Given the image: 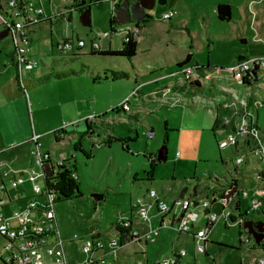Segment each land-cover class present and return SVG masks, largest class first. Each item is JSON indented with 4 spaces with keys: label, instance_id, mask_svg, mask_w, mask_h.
Returning <instances> with one entry per match:
<instances>
[{
    "label": "rangeland",
    "instance_id": "374dc122",
    "mask_svg": "<svg viewBox=\"0 0 264 264\" xmlns=\"http://www.w3.org/2000/svg\"><path fill=\"white\" fill-rule=\"evenodd\" d=\"M158 1L156 0L155 7L147 12L149 18H146V20L148 19L146 23L141 24L142 32L140 29L138 32L135 31L137 28L135 22L117 27L116 33L111 31L110 21L115 11V0H104L92 5L90 27L84 26L79 12L73 13L72 22H69L68 18L65 19L60 16L54 21L53 26L49 23H42L32 33L30 48L31 56L38 62V65L34 70L26 72L22 80L26 83L38 82L39 79H42L40 82L49 79L54 81L68 80L71 78L72 69L75 72L83 71L86 74L85 78H88V74L91 81L94 76L111 78L113 72L129 74L130 78L128 76L127 79L115 81L110 79L97 84L99 89L89 94L90 97L97 95L105 107L111 104L116 105L123 97L127 98L120 106L111 108L110 111L103 114L105 117L110 118L111 116L112 118V114L118 110H122L124 113H133L129 103L133 105L136 98L146 95L155 86H161L163 84L161 77L155 81L157 84L149 83L143 86L141 84L148 79L153 80L159 74H167L168 67L177 61V55L180 56L183 51L188 50L186 46L191 47L195 62L200 57L199 64L203 67H207L210 60L228 62L235 54V49L240 48L243 49L241 50L242 57L232 65L213 66L211 64L208 67V73L203 71V67L192 68L196 71L194 72L190 66L170 72L168 78L172 81L175 80V82L161 86L149 93L147 97L149 96L150 99L153 98L162 104L166 103L176 107L194 95L195 90L192 85L195 81L204 86L210 84L212 87V84L214 88L216 86L219 92L216 98L218 107L223 112L228 111L227 115H234L237 111L243 112L244 101L248 102V111L253 113L252 105L255 101L258 102V107L263 105L262 108L256 110L254 115L256 118V114H258V125L264 130V76H260L255 85L247 88L245 85H238V82L228 71L229 68L246 59L244 56L264 57V5L256 6L254 8L256 15H254L249 9V4L255 0H166L164 5H160ZM43 2L45 10L50 16L52 14L50 4L56 13L59 11L63 13L65 7L75 3V0H50V4L49 0ZM219 4H227L232 7L233 21L222 22L216 17V8ZM168 15L173 16L164 19ZM203 21H206L205 24ZM207 27L212 35L222 37L221 39H226L227 42L215 41V37H212V46L211 48L208 47L209 43L206 41L208 39L205 34ZM129 31L133 35L137 33L139 35L137 56L132 61L121 57H104L91 54L90 41L100 40L101 51L109 48L121 49ZM241 36L248 39V45H242L239 38ZM63 38L70 39L74 43L77 38H80L85 41L86 47L83 50L76 48L74 52L61 54L55 46ZM170 38L174 40V45L170 43ZM256 39L261 42H256ZM193 41L195 44L192 43ZM183 42L185 43L184 46ZM11 53H13L11 34L4 29L0 18V60L2 64L9 59ZM13 59L15 60L14 57ZM148 66H151L152 70L148 69ZM219 68H222L221 72L226 75L225 77L222 78L218 73ZM16 70L18 71L17 67ZM136 71L140 73L138 74ZM58 75H66L67 77L57 78ZM68 84L64 83V86ZM49 90L54 91V88ZM63 90L60 89L58 92H65V89ZM230 91L234 93L233 102L225 99ZM225 104L229 106L225 107ZM150 111L151 116H147V119H140L138 137L134 133L125 140H120L114 136L117 141L112 144L108 143L111 145V152L108 151L107 146V151L104 149L100 155L96 154V159H87L85 155L75 151L72 147H64L63 157L69 159L62 158L59 162L64 164L67 161V165L73 168L75 160L69 156V150H72L74 155H78L76 175H78L79 180L77 183L83 193L81 198L56 202L54 207L58 229L62 239L67 243L66 256L70 263L83 261L87 257L84 253V246L93 230H98L109 241L111 237L116 236L118 218H126L138 200L142 199L144 203L148 202V204L153 203V200L146 198L147 192L155 191L168 204H173L179 201V196L185 188H188L185 198H189V195L199 184L214 188L217 183L220 186L225 185L226 180L229 179L233 169L231 164L232 149L221 151L216 138L209 130L182 131L179 135L173 133L169 127H166L167 116L160 107L156 109L152 106ZM124 117L127 118L126 115ZM87 120L88 124L98 122L95 115L89 116ZM85 121L73 122V129H70V132L78 137L77 143L81 142L85 132H87V122ZM113 122L115 121H112L111 124ZM120 125L125 127L127 134L130 133L128 127L131 124L125 125V123L120 124L118 122L119 131L123 128ZM103 128L104 130L108 129L105 126ZM145 128L147 130L154 128L151 139L145 137ZM115 134L119 135L120 133L116 132ZM165 136L168 137L167 160L165 163L157 162L154 165L153 174L150 175L152 178L150 177L147 181L146 176L150 174V167L143 153L147 152V155L156 156L164 146ZM216 137L220 142L225 139L222 131H218ZM119 141H123V148L122 145L120 147L116 145L120 143ZM50 142L55 144L53 139H43L41 144L47 147ZM126 143L129 149H127ZM98 145L100 146V144ZM115 146L117 151L119 149L118 153L113 151ZM87 147L88 152H90L91 145H87ZM125 150H128L127 155L125 152L123 153ZM40 151L44 153L42 150ZM222 159L226 160L227 164H224ZM248 161L257 164V161L252 157H249L246 162ZM0 162L7 166L10 164L1 156ZM36 166L37 160L35 158L33 167L38 171ZM251 167L246 163L240 167L241 173L246 174L244 177L240 176L242 189L256 190L262 185V183L254 182L257 173H250ZM132 174L138 176L137 182L134 180L135 176H129ZM38 184L43 187V179H39ZM28 186L29 184L26 186L27 191L23 188L16 190L9 181H5L7 194L0 193V199H4V202L0 203V212H10L17 210L18 207L22 208L23 202L19 205L16 202L34 196V191L30 190ZM93 194H103L104 200L95 203ZM30 200L36 199L31 198ZM194 202L195 200L187 213L188 219L191 224L194 223L196 226L204 228L207 215H205V210L201 205L194 207ZM241 205L242 212H244L249 208L250 201L242 197ZM219 210V206L215 205L212 208V213L218 214ZM260 212L249 216V220L261 219ZM151 215H157L156 208L153 209ZM169 219H165V225H171ZM151 222L155 228H159L161 223L160 218L156 219L155 217ZM141 228L143 229L142 226L136 227V231H141ZM75 235L80 240H75ZM238 236V227L228 228L225 227L223 221H219L211 230L206 253L199 254L196 252L191 236L179 234L168 227H162L159 236L154 237L151 242L126 243L119 251L117 264H159L165 259H171L175 251L183 250L187 251L188 255L184 262H188V264H242L251 255L259 256L262 254L259 250L251 253L248 248L240 249Z\"/></svg>",
    "mask_w": 264,
    "mask_h": 264
},
{
    "label": "built area",
    "instance_id": "2783aa9c",
    "mask_svg": "<svg viewBox=\"0 0 264 264\" xmlns=\"http://www.w3.org/2000/svg\"><path fill=\"white\" fill-rule=\"evenodd\" d=\"M43 1L0 0V18L12 38L15 58L13 62L23 75L34 70L38 65V62L31 56L32 29L48 19L49 21L51 19L50 22H52V20L62 17V13L60 11L56 13L53 8L52 15L48 18ZM260 5H264V0H255L249 4V9L256 15L254 8ZM172 16L168 15L164 19H169ZM55 47L61 54H67L74 52L76 48L83 50L86 43L80 38H77L75 43L70 39L63 38L57 42ZM89 47L91 51H101L100 40L90 41ZM228 71L238 82V85H245L249 88L251 86L244 83L245 79L253 82L259 80L260 76H264V57L243 59ZM195 83L199 82L195 81ZM244 103L243 112L237 111L233 115L234 118L226 117L219 121V125L229 130L231 121L237 120L238 124L231 126L232 131L227 133L223 141L218 142L221 151L232 149L236 155L232 158L233 169L230 172V180H226V187L215 192L208 190L207 197L199 201V205L204 210H209L204 228H200L194 223L191 224L188 219L187 213L192 206V200L184 198L175 202V205L168 204L161 200L155 191H150L147 192L146 198L153 200V203H144L140 199L137 204L132 206V210L126 218H118L119 227L123 231L129 229L128 234L127 232L122 234L116 230V236L107 241L98 230H93L84 246V253L87 257L83 261L73 264H117L119 251L123 247L125 239L128 242L129 240L138 242L153 240L154 237L159 236L162 227H169L164 224L166 218H170L171 230L179 234H189L190 232L194 234V245L199 254L206 253L209 243L208 226L219 221H223L225 227L228 228L238 227L240 247L253 249V244L256 245L254 238L242 228L249 216L258 213L264 205V143L260 139V130L254 115L256 110L262 108L263 105L258 107V102L255 101L252 105L253 113L248 111V102L244 101ZM227 105L225 104V107ZM147 137L151 139L152 134H148ZM33 142L36 143V146L32 154L37 160L38 171L15 173L0 162V193L3 188H6L5 181H9L16 190L23 188L27 191L26 186L29 184L28 188L34 191L33 197L20 199L16 202L18 205L23 202L22 208L18 207L17 210L10 212H0V264H72L66 256L67 243L62 239L56 221L54 207L59 196L55 188L56 181L48 177L46 179L43 173V168L50 158L39 150L40 145L37 137L33 139ZM249 157L256 159L259 163L260 168L257 171L255 183H262V185L256 190L240 191L235 176H240L239 166L243 165ZM59 164L62 165L63 162ZM75 176L78 178L77 175ZM39 179H43V187L38 184ZM242 197L250 201L249 208L244 212H242L241 205ZM31 198L36 200H30ZM215 205L220 208L218 214L212 213V208ZM154 208L157 210L156 216L151 215ZM164 216L165 219H160L162 222L160 228H154L151 222L153 217L158 219ZM233 217H235V221H233ZM134 226H142L143 229L141 228V231L137 232ZM74 239L80 240L76 235ZM259 251L262 254L251 258L247 264H264V249ZM186 254L185 250L175 252L171 259H165L159 264H179Z\"/></svg>",
    "mask_w": 264,
    "mask_h": 264
},
{
    "label": "crops",
    "instance_id": "0c3cea01",
    "mask_svg": "<svg viewBox=\"0 0 264 264\" xmlns=\"http://www.w3.org/2000/svg\"><path fill=\"white\" fill-rule=\"evenodd\" d=\"M50 10L51 12L53 11V7L51 5H50ZM46 15L49 18L52 14L49 16L46 11ZM216 17H217V12H216ZM54 21L56 20H52V22H50L48 19L43 23H47V24L49 23V25L53 26L52 24H54ZM203 22H204L203 24H205L206 21ZM36 27L32 29L31 36ZM140 30L141 32L143 30V27L141 25H140ZM205 34L208 39L206 41H208L209 43L208 47L211 48L212 37L215 36L209 32L208 27L207 29H205ZM221 38L222 37H215V41L219 40L222 42H227L226 39H221ZM239 38L243 46L248 45V39L245 36H241ZM258 41L261 42L260 40L256 39V42ZM170 43L174 45V40L171 38H170ZM192 43H194V41ZM184 44L185 43L183 42V46ZM194 44L192 45L194 46ZM213 46H214L213 48H215V45ZM186 47H188V50L183 51V53L180 56L177 55L176 57L178 58L177 61L173 63L170 67H168L169 69L167 71V74L164 75L159 74L153 80L148 79V81L142 83L141 86L147 85L149 83L157 84L155 83V81L159 80L160 77H161V82H163L161 86H166L175 82V80L172 81V79L168 78L170 72H173L174 70L179 68H184L186 66H190L191 69L203 67V65L199 64L200 57H198L197 62H195V56L193 54V51L190 49L191 47L189 45ZM241 50L243 49L240 48L235 49L236 51L235 54L231 57V59L228 62L210 60L211 62L209 61L208 66L203 67V71L208 73L209 71L208 67L209 65L211 66V64H213V66H224V64H227L226 66H229L234 64L239 60V58L242 57ZM189 55H192V58L186 64H184L185 61H187ZM244 57L251 58L248 56H244ZM13 60L14 59L9 58L3 64L1 63L0 60V156L1 158L3 157V159L7 163L8 162L10 163V164L8 163L9 166L4 164L5 167L8 168L9 170H12L15 173L30 172V170H35L33 167L35 163V158L32 156V151L36 146V143L33 142V139L35 137L38 138L40 150H42L44 154H47L49 156L53 164H57L59 160L62 158L69 159L68 157H63L65 146L66 148L72 147L75 151H78L83 155H85V157H86L85 153H87L88 155L92 156V160H93L96 159V154L100 155V152L103 153L104 149L105 150L107 149L106 148L107 146H108V151L111 152L112 148L110 144L117 141V139L114 138V136L118 137V139L120 140H125L129 138L132 133H134L138 137L139 128H140L138 126L140 123V119H147V116L152 115L150 111L152 106H154L156 109L157 107H160L161 111L165 112V115L167 116L166 127H169V129H171L173 133H176L178 135L181 134L182 131L186 132L188 130L189 131L209 130L210 133H212L216 138V141L220 142L216 137V133L218 131H222L223 136L226 137L227 133L229 134V131H232L231 126H233V124L236 123L238 124L237 120L233 119L231 121L229 130L219 124L215 126V122L217 121V119L218 121H220L226 117L231 118L233 115L229 113H228L229 115H227L228 111L223 112V110H221L218 107L216 98L219 92L217 91L216 86L214 88L212 84H211L212 87H210V84H208L209 86L200 85L199 83L193 84L192 86L193 89L195 90V92L193 93L194 95L185 99L184 102H181V104H179L176 107L166 103L162 104L160 102H157L156 100H153V98L150 99L149 96L147 97L149 93L161 87L160 85L158 87L155 86L152 90L147 92L146 95H142L140 98H136L133 105L129 103L130 107L134 111L133 113H129V112L124 113V111L118 110L112 114V118L111 116L110 118H108V116L105 117L103 114H106V112L110 111L111 108H114L118 105L120 106L127 99L126 97L121 98L116 105L111 104L110 106L105 107V104L100 101L97 95L93 97L89 96V94H91L93 91L99 89L97 84L92 83V81L90 80V76L88 74H87L88 78H85L86 74L83 71L75 72L73 71V69L71 73L74 72L76 73V75H72L71 78L68 80L54 81L49 79L40 82L42 79H39L38 82H32V81L28 83H26L25 81L22 82L19 76L18 77L20 81L19 79H17V70ZM202 62L200 63L204 64ZM179 64H184V66L179 67ZM148 69L152 70V67L148 66ZM221 71L222 68H219L218 73H220V75L223 78L226 75L222 74ZM136 72L138 74L140 73L139 71ZM128 76L130 78L129 74ZM64 83H69V84L64 86ZM52 87L54 88V91L49 90ZM60 89L61 90L65 89V92L63 93L58 92ZM233 95L234 93L230 91L225 99L233 102L234 101L232 98ZM147 101H149L150 103ZM91 115L97 116L98 122H92L88 124L87 119ZM125 115L127 116L126 119L124 117ZM83 120L84 121L86 120L85 122H87V126H86L87 132L84 131L85 132L84 137L82 138L81 142L77 143L79 141L78 137L74 136L75 134L70 132V129H73V122H80ZM112 121L115 122L111 124ZM118 122L120 124L125 123V125L131 124V126L128 127V131H130V133L127 134V130H125V127L121 125L120 127L123 128H121L122 130L119 131ZM256 123L260 130V139L264 143V139H263L264 130H262L258 125V114H256ZM76 125L79 126V124ZM104 126L108 127V129L104 130L103 128ZM144 130H145V137H147L148 134L150 133L154 134V128L148 130L145 128ZM116 132H119L120 134L116 135L115 134ZM69 133H71V135H69ZM125 133L126 135H124ZM57 134L60 135L58 140H57ZM68 137L69 139L67 140ZM43 139L46 140L53 139L55 144H52L53 142H50L49 143L50 146L47 145V147H44L41 144ZM122 142L123 141L117 143L116 145H119L120 147V145H122ZM98 144H100V146ZM75 145L77 146V149H75L74 147ZM87 145H91L90 152H88ZM127 146L128 145L126 143V147ZM116 149L117 148L115 146L113 151H116L118 153L119 149L118 151ZM127 149L129 148L127 147ZM124 152L127 155L128 151L125 150L123 151V153ZM231 153L233 157L236 155L234 150ZM143 154H144L143 156L145 157V154H147V152L146 153L144 152ZM69 156L74 158L75 160L74 163L78 165L77 164L78 155L76 154L74 155L72 150L71 151L69 150ZM152 158L154 159L155 156H153ZM222 162L224 164H227L226 160L222 159ZM231 162H232V158H231ZM245 163L246 165L252 166L251 169L249 170V172L251 171L250 173L253 172L257 173V171L260 168L258 162L257 164H253V162L250 161ZM241 166H239L240 176L244 177L246 176V174L241 173L240 170ZM144 169L146 170V168ZM129 176L130 177L135 176V179L134 178L133 179L137 182L138 176L136 174L134 176L133 174ZM240 176L239 177L235 176L240 191L248 190V189H242L240 183V178H241ZM149 178L150 176L147 175L146 176L147 181H149ZM217 184L216 187L214 188L209 187L208 185L204 186V184L203 185L199 184L198 193L202 194L206 188L208 190H212L215 192L226 187V182L225 185L223 186ZM159 198L163 200L161 197ZM260 211L259 212L262 215V218L256 221L258 223L264 222V205ZM168 228L170 229V226ZM134 229H136V226H134ZM242 230L244 229L242 228ZM210 233L211 231H209V235ZM187 235L191 236L192 242L194 244V240H193L194 234L191 233ZM239 235H240V230H239ZM242 248L244 247H241L240 249ZM249 251L251 253H254L255 251L258 250L251 249ZM175 252H179V251H175ZM187 255L188 254H186V256L181 259L179 264H183V263L188 264V262H184V259L187 257ZM253 257H257V256L255 254L251 255L242 264H247V262Z\"/></svg>",
    "mask_w": 264,
    "mask_h": 264
},
{
    "label": "trees",
    "instance_id": "16d2710c",
    "mask_svg": "<svg viewBox=\"0 0 264 264\" xmlns=\"http://www.w3.org/2000/svg\"><path fill=\"white\" fill-rule=\"evenodd\" d=\"M104 0H81V1H77L75 0V5L76 8H78V12L82 15L87 9H91L92 5L101 3ZM122 0H115L114 3H116L115 7L118 6L119 3H121ZM217 17L220 21L222 22H231L233 20V13H232V7L230 5L227 4H220L218 5L217 9ZM146 18H149L148 16ZM146 21L142 22V23H146ZM140 22H136V27L138 29H140V25L142 24ZM117 27L114 23V18L112 17L111 21H110V28L111 31L113 33L117 32ZM138 39H139V35H133L131 33H128L126 39L123 41L122 43V48L121 49H107V50H103V51H92V55H100V56H109V57H121V58H125L129 61H132L136 56H137V51H138ZM9 58L13 59V53H11L9 55ZM192 58V55H189L187 58V61H185L184 64H186L190 59ZM184 64H179V66H184ZM72 75H76V73H71L70 76ZM57 78H64L67 77L66 75H58L56 76ZM128 75L126 73H112L111 78H101L99 76H94L92 78V81L94 84H101L103 82L109 81L110 79H112L113 81L115 80H123V79H127ZM17 79H19L18 74H17ZM245 84L249 85V86H253L257 83V81H253V82H249L247 79H245ZM197 84V83H196ZM219 124V121L217 119V121L215 122V126H217ZM167 126V124H166ZM166 131L168 132V129H166ZM59 139V136L57 135V140ZM167 142H168V137L165 136L164 138V146H167ZM75 149H77V146L75 145ZM128 151V150H127ZM87 159H91L92 156L91 155H86ZM153 156L151 155H147L145 154V158L149 161V167H150V174H148L149 176L153 174V167L154 165L157 163V155L155 156V158H152ZM67 162V161H66ZM64 162L63 166H58L57 164H53L52 161L50 160L43 168L44 174L46 175V178H51L53 180L56 181V185L55 188L58 192V199L57 202H61V201H72L78 198L83 197V193L81 192L80 188H79V184L77 183L78 178H76V174H77V165L76 163L73 164V168H70L67 163ZM54 165H56L54 167ZM151 177V176H150ZM196 190H199V186L195 187ZM207 190V188L205 189ZM204 190V191H205ZM209 193V191H208ZM199 194V193H198ZM94 198L95 203L97 202H101L104 200V195L103 194H93L92 195ZM193 202V200H192ZM195 203V202H194ZM173 205H175V202L173 203ZM161 220L165 219L164 217L160 218ZM233 221H235V217L232 218ZM162 223V222H161ZM215 226V224H212L211 226H208V230L211 231L213 229V227ZM244 229V228H243ZM116 230L119 231L120 233H126L128 234L129 229L128 230H122L121 228L116 226ZM245 232H247L244 229ZM124 241V238H123ZM136 240H126L123 243V247L126 245L127 243H132L135 242ZM264 249V243L261 244L260 247L256 246L255 244H253V249L254 250H260V249Z\"/></svg>",
    "mask_w": 264,
    "mask_h": 264
},
{
    "label": "water",
    "instance_id": "95a60500",
    "mask_svg": "<svg viewBox=\"0 0 264 264\" xmlns=\"http://www.w3.org/2000/svg\"><path fill=\"white\" fill-rule=\"evenodd\" d=\"M140 7H142V12L145 14L146 11L152 10L156 5V0H138ZM158 3L160 5L166 4V0H159ZM114 21L117 26H124L130 24L132 20H135L132 16V10L129 7V1L125 0L119 6L115 8L114 11ZM145 19L139 18L137 21L141 22ZM71 21V20H69ZM81 21L86 27L91 26V9H87L81 15ZM167 160V146H163L162 149L157 154V162L165 163ZM254 182L256 180L254 179ZM3 194H7V189L3 188L1 190ZM188 192V188H185L181 195L179 196V200H183L186 197ZM147 194V193H146ZM207 197V191L202 194H198V190L194 189L193 192L189 195L190 200H195L194 207L199 206V201L204 200ZM2 202V199H0ZM205 215L209 214V210H205ZM244 229L247 230L248 234L251 235L257 246H260L264 240V222L255 223L253 220H247L244 224Z\"/></svg>",
    "mask_w": 264,
    "mask_h": 264
},
{
    "label": "flooded vegetation",
    "instance_id": "af4514ba",
    "mask_svg": "<svg viewBox=\"0 0 264 264\" xmlns=\"http://www.w3.org/2000/svg\"><path fill=\"white\" fill-rule=\"evenodd\" d=\"M125 0H122V2L121 3H123ZM129 1V7H130V9L132 10V16H133V18H135V20H132V22H139V21H137V19H139V18H143V17H145V19L143 20V21H145L146 20V17L148 16L147 15V12L148 11H146V13L144 14L143 12H142V7H140V5H139V2H138V0H128ZM121 3H119V4H121ZM118 4V5H119ZM65 14L64 13H62V17H65V19H67L68 18V21L69 20H71V21H69V22H72V16H73V13H75V12H78V8H76V5L74 4V3H72V5H70V6H68V7H65ZM114 16H115V14L112 16L113 18H114ZM143 21H141L140 23H142ZM131 22V23H132ZM114 23H115V21H114ZM130 23V24H131ZM53 25V24H52ZM127 25H129V24H127ZM117 26V25H116ZM124 26H126V25H124ZM118 27H121V26H118ZM8 31V30H7ZM91 51V50H90ZM91 53H92V51H91ZM205 192V191H204ZM255 223H258V222H256L255 221Z\"/></svg>",
    "mask_w": 264,
    "mask_h": 264
},
{
    "label": "bare ground",
    "instance_id": "6f19581e",
    "mask_svg": "<svg viewBox=\"0 0 264 264\" xmlns=\"http://www.w3.org/2000/svg\"><path fill=\"white\" fill-rule=\"evenodd\" d=\"M119 5H120V4H119ZM119 5H118V6H119ZM116 7H117V6H116ZM116 7H115V8H116ZM62 18H65V17H62ZM50 21H51V19H50ZM138 30H139V29L136 28L135 31L138 32ZM128 33H131V31H129ZM136 35H138V33H137ZM13 57H14V52H13ZM14 65H15V64H14ZM15 66L17 67V65H15ZM17 74H18V76H19L20 78L23 77V74H21L19 71H17ZM21 81L24 82V81L22 80V78H21ZM150 134H152V133H150ZM152 137H153V134H152ZM32 156H33V154H32ZM59 163H60V162L57 163L58 166H63V164L60 165ZM43 173H44V171H43ZM44 175H45V174H44ZM45 176H46V175H45ZM46 179H47V178H46ZM206 191H207V194H208V189L205 190V192H206ZM116 226L119 227L118 224H116ZM119 228H120V227H119ZM243 228H244V226H243ZM246 231H247V230H246ZM247 234H248V232H247ZM248 235H249V234H248ZM250 236H251V235H250ZM251 237H252V236H251Z\"/></svg>",
    "mask_w": 264,
    "mask_h": 264
}]
</instances>
